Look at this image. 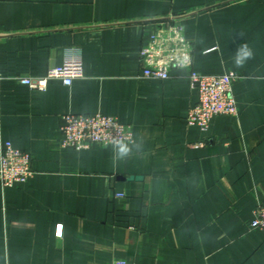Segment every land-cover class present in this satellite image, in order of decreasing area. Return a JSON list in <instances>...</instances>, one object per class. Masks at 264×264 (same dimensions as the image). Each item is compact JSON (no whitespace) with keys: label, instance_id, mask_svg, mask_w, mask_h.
<instances>
[{"label":"crops","instance_id":"obj_1","mask_svg":"<svg viewBox=\"0 0 264 264\" xmlns=\"http://www.w3.org/2000/svg\"><path fill=\"white\" fill-rule=\"evenodd\" d=\"M176 19L205 74L234 72L236 115L188 124V71L142 76L151 31ZM80 53L84 76L23 83ZM0 145L33 175L0 179V264H264V0H0ZM113 115L131 151L63 146L62 116ZM61 227V232L59 228Z\"/></svg>","mask_w":264,"mask_h":264},{"label":"built area","instance_id":"obj_2","mask_svg":"<svg viewBox=\"0 0 264 264\" xmlns=\"http://www.w3.org/2000/svg\"><path fill=\"white\" fill-rule=\"evenodd\" d=\"M140 62L142 76L145 78H169L173 67L188 71L190 84L197 92V101L187 112L188 124L198 125L206 130L213 116L238 113L233 83L239 75L234 72L205 74L197 71L193 66V45L176 19L173 22L165 21L151 31L141 47ZM83 76L82 56L71 52L62 65L50 67L46 74L24 76L20 80L31 88L44 90L50 79H61L66 85H71L74 79ZM62 120L63 146L82 149L94 143L107 145L115 144L118 140L132 142L134 138L132 126L113 115L100 112L67 113L62 116ZM33 173L32 156L29 152L14 147L10 141L1 143L0 179L4 187L25 182ZM250 227L264 232V201L256 206ZM113 264L130 263L125 258H118Z\"/></svg>","mask_w":264,"mask_h":264},{"label":"clouds","instance_id":"obj_3","mask_svg":"<svg viewBox=\"0 0 264 264\" xmlns=\"http://www.w3.org/2000/svg\"><path fill=\"white\" fill-rule=\"evenodd\" d=\"M115 149L117 150L118 155L121 157L128 155V153L131 151L129 145L120 140L116 141Z\"/></svg>","mask_w":264,"mask_h":264}]
</instances>
